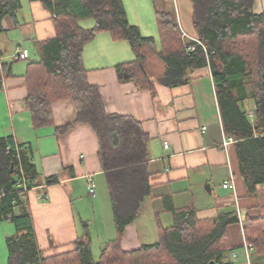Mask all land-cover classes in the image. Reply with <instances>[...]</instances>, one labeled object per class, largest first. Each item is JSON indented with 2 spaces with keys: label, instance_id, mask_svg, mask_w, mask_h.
Segmentation results:
<instances>
[{
  "label": "trees",
  "instance_id": "1",
  "mask_svg": "<svg viewBox=\"0 0 264 264\" xmlns=\"http://www.w3.org/2000/svg\"><path fill=\"white\" fill-rule=\"evenodd\" d=\"M38 1L53 15L55 36L37 42L38 57L27 66L26 105L32 124L53 125V103L74 101L76 118L56 131L60 135L84 123L96 132L116 236L98 260L83 236L76 239L73 250L45 257L28 197L37 183L31 151L11 136L0 137V222L10 221L15 228L6 239L7 264H224V254L233 249L228 227L239 221L235 207L221 209L213 219H199L193 207L182 209L174 225L160 228L157 243L122 248L126 226L138 217L150 193V136L133 116L107 112L99 87L88 79L84 48L101 32L110 33L115 41L128 40L136 58L117 65L118 78L152 91L147 52L163 64L157 81L167 87L182 85L192 79L193 71L210 66L225 131L236 139L241 174L254 188L264 183V12H254L255 0H191L194 27L207 50L198 45L190 51L171 11H157L155 39L143 37L129 22L122 0ZM21 8L22 0H0V33L3 19L10 16L17 22ZM86 19H93L94 27H83ZM3 55L0 49V92L4 80L13 75L15 62L3 61ZM56 182L48 178V183ZM244 233L247 244L264 257V217L247 218Z\"/></svg>",
  "mask_w": 264,
  "mask_h": 264
},
{
  "label": "crops",
  "instance_id": "2",
  "mask_svg": "<svg viewBox=\"0 0 264 264\" xmlns=\"http://www.w3.org/2000/svg\"><path fill=\"white\" fill-rule=\"evenodd\" d=\"M122 2L129 22L143 37L159 38L157 11L165 10L176 16L182 33L198 38L191 0ZM254 12H264V0H255ZM81 25L90 29L95 23L93 19H86ZM3 27L0 33L2 59L15 62L13 75L4 80L0 92V137L11 136L31 151L37 183L28 191V197L39 248L48 257L73 250L76 239L86 237L78 226L74 200L87 199L90 203L92 200L93 204L99 203L104 211L105 242L99 248V258L102 249L115 238L116 229L111 202L103 201V182L106 184V180L98 157L96 132L91 125L76 123L65 133L57 134L56 127L76 118L72 99L54 102V124L40 128L33 126L26 105L27 66L30 59L38 57L37 42L55 36L53 15L38 0H27L25 5L22 0L17 22L6 16ZM18 49H28L29 59L16 60ZM135 58L128 40L115 41L108 32L97 34L84 48L88 79L99 87L107 112L133 116L142 122L150 136L151 189L142 202L138 217L125 228L122 248L135 250L157 243L160 228L174 225L176 214L182 209L193 207L199 219H213L221 209L235 207L239 221L228 227L233 249L224 254V264H264V257L257 255L255 250L247 259L244 233L247 218L264 217V183L252 188L241 174L236 142L227 148L221 144L227 133L211 67L193 71L191 80L174 87L158 83L162 68L153 74L158 75L156 78L152 76L155 87L152 91L141 89L133 81L119 80L117 65ZM250 102L253 106L254 101ZM165 141L169 148H165ZM231 175L235 178V191L224 188ZM88 176L96 182V196L89 194ZM50 177L56 178L57 182L48 183ZM42 195H48L49 199L39 198ZM83 201L80 205L86 208ZM3 222L12 224L7 220L0 224ZM5 228L13 229L11 225H5ZM9 235L5 236V241H0V264L8 261L6 239ZM91 246L94 257L92 242Z\"/></svg>",
  "mask_w": 264,
  "mask_h": 264
},
{
  "label": "rangeland",
  "instance_id": "3",
  "mask_svg": "<svg viewBox=\"0 0 264 264\" xmlns=\"http://www.w3.org/2000/svg\"><path fill=\"white\" fill-rule=\"evenodd\" d=\"M24 5L27 3V0H23ZM24 45V43H22ZM32 45V44H31ZM148 53V60H147V66L149 67V72H152V76L155 77L156 73H159L162 70V63L160 60L155 56L154 53L152 52H147ZM158 76V75H157ZM156 76V77H157ZM155 77V78H156ZM83 201V200H81ZM80 199H75L74 200V208L77 216V221H78V226L79 228L82 229L84 234L86 235L87 238H90V241L93 243V250H95V260L98 258V252L99 248L103 247V244L105 242V228H106V223H104V211L100 208V204H93V200L91 203L87 200L84 199V203L86 204V208H83L81 204ZM103 201L107 202L110 204L109 200V193L106 184L103 182ZM96 207V210L94 209ZM106 221V217H105ZM5 225H11L13 229L10 231L8 228H5ZM9 231V233H8ZM15 232V228L13 224H8V223H2L0 224V241H5V236L7 234H12Z\"/></svg>",
  "mask_w": 264,
  "mask_h": 264
},
{
  "label": "built area",
  "instance_id": "4",
  "mask_svg": "<svg viewBox=\"0 0 264 264\" xmlns=\"http://www.w3.org/2000/svg\"><path fill=\"white\" fill-rule=\"evenodd\" d=\"M182 37H183L184 42L186 43V48L188 50L193 51L196 49V46H198V45L202 46L205 51L207 50L204 43L201 41V39L199 37L198 38L192 37L184 31L182 33ZM29 54L30 53H29L28 49H23V50L18 49L16 51V56H18L20 58H28ZM234 142H236V139L234 137L227 135V134H224L223 141L221 144L224 148H227L229 145H231ZM164 145H165V148H169V143L167 141H165ZM224 188H231L234 191L236 190V182H235V178L233 177V175H231L230 179L226 183H224ZM88 191H89V194L91 196H96V194H97V185H96V182L92 176H88ZM39 198L44 199V200H48L49 196L48 195H42ZM245 247H246L247 259H249L254 248H253V246H251L247 243H246Z\"/></svg>",
  "mask_w": 264,
  "mask_h": 264
}]
</instances>
